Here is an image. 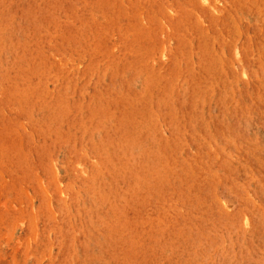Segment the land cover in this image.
<instances>
[{"label":"rangeland","instance_id":"rangeland-1","mask_svg":"<svg viewBox=\"0 0 264 264\" xmlns=\"http://www.w3.org/2000/svg\"><path fill=\"white\" fill-rule=\"evenodd\" d=\"M0 264H264V0H0Z\"/></svg>","mask_w":264,"mask_h":264}]
</instances>
